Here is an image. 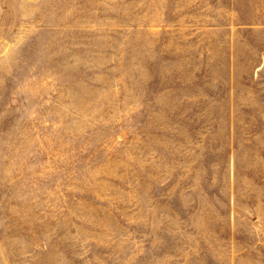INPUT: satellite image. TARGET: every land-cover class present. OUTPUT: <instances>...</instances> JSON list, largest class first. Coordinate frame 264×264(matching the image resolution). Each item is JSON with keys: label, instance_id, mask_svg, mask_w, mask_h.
Wrapping results in <instances>:
<instances>
[{"label": "rangeland", "instance_id": "rangeland-1", "mask_svg": "<svg viewBox=\"0 0 264 264\" xmlns=\"http://www.w3.org/2000/svg\"><path fill=\"white\" fill-rule=\"evenodd\" d=\"M249 25L264 0H0V264H264Z\"/></svg>", "mask_w": 264, "mask_h": 264}, {"label": "crops", "instance_id": "crops-1", "mask_svg": "<svg viewBox=\"0 0 264 264\" xmlns=\"http://www.w3.org/2000/svg\"><path fill=\"white\" fill-rule=\"evenodd\" d=\"M236 28H264V26H260V25H254V26H236ZM251 59V58H248ZM253 64V61H252ZM263 66H264V57L259 56L258 58V62L256 63V66L254 67L251 77H252V81H253V85L252 86H246L247 88L251 87H264V85H255V81L257 77H260L261 72L263 71Z\"/></svg>", "mask_w": 264, "mask_h": 264}]
</instances>
